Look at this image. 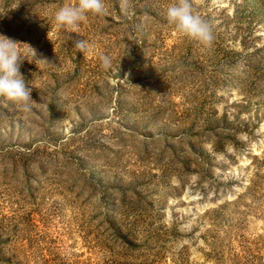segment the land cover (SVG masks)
<instances>
[{"label":"rangeland","instance_id":"obj_1","mask_svg":"<svg viewBox=\"0 0 264 264\" xmlns=\"http://www.w3.org/2000/svg\"><path fill=\"white\" fill-rule=\"evenodd\" d=\"M76 2L0 0V34L52 63L21 64L30 112L0 97V264H264V0H192L210 45L174 0L68 33Z\"/></svg>","mask_w":264,"mask_h":264},{"label":"clouds","instance_id":"obj_2","mask_svg":"<svg viewBox=\"0 0 264 264\" xmlns=\"http://www.w3.org/2000/svg\"><path fill=\"white\" fill-rule=\"evenodd\" d=\"M122 7H127V0H122ZM105 12L104 0H77L75 4L61 6L54 14V23L68 33H78L80 24L89 14L102 15ZM175 30L202 45H210L213 41L211 24L198 15L193 8L192 0H174L164 16ZM69 38V37H68ZM26 46V51L21 49ZM73 48L83 54L91 50L89 41L75 39ZM24 60L30 63H45L52 65L47 59L38 55L37 50L28 43L0 34V97H6L14 102L19 110L28 113L32 110L31 87H29L20 72ZM101 67L109 69L112 64L107 54L99 56Z\"/></svg>","mask_w":264,"mask_h":264}]
</instances>
